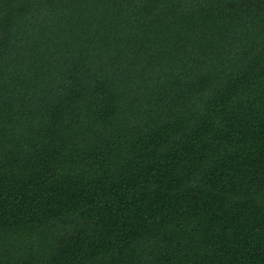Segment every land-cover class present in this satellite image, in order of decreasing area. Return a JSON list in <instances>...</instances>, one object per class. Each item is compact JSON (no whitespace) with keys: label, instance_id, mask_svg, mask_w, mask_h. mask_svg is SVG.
I'll use <instances>...</instances> for the list:
<instances>
[{"label":"trees","instance_id":"1","mask_svg":"<svg viewBox=\"0 0 264 264\" xmlns=\"http://www.w3.org/2000/svg\"><path fill=\"white\" fill-rule=\"evenodd\" d=\"M0 264H264V0H0Z\"/></svg>","mask_w":264,"mask_h":264}]
</instances>
